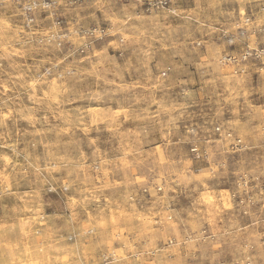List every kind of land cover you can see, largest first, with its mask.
Returning a JSON list of instances; mask_svg holds the SVG:
<instances>
[{"label": "rangeland", "instance_id": "1", "mask_svg": "<svg viewBox=\"0 0 264 264\" xmlns=\"http://www.w3.org/2000/svg\"><path fill=\"white\" fill-rule=\"evenodd\" d=\"M263 44L264 0H0V264H264Z\"/></svg>", "mask_w": 264, "mask_h": 264}, {"label": "built area", "instance_id": "2", "mask_svg": "<svg viewBox=\"0 0 264 264\" xmlns=\"http://www.w3.org/2000/svg\"><path fill=\"white\" fill-rule=\"evenodd\" d=\"M252 61H258L264 64V44L261 47L256 48L252 51H246V52L241 53L240 55L231 54V55H228V57L224 58L225 63H227L228 65L235 66V67H239L240 65H244ZM239 144H241L240 140H238V143H236V146H238Z\"/></svg>", "mask_w": 264, "mask_h": 264}]
</instances>
